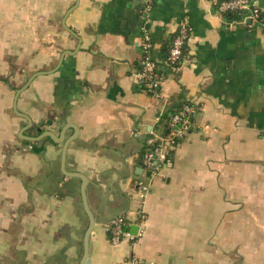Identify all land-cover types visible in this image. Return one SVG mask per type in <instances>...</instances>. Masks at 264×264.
<instances>
[{
  "label": "crops",
  "instance_id": "0c3cea01",
  "mask_svg": "<svg viewBox=\"0 0 264 264\" xmlns=\"http://www.w3.org/2000/svg\"><path fill=\"white\" fill-rule=\"evenodd\" d=\"M223 1L153 0L146 22L140 0H0V264L82 263L90 221L83 182L66 173L88 179L89 264H264V0H251L262 22L246 24L219 13ZM183 23L191 32L174 70ZM146 30L168 102L135 78ZM42 72L52 73L18 111L33 122L24 136L70 142L66 173L64 143L20 139L28 122L15 95ZM185 104L193 128L148 178V138ZM119 216L138 231L113 245Z\"/></svg>",
  "mask_w": 264,
  "mask_h": 264
},
{
  "label": "built area",
  "instance_id": "2783aa9c",
  "mask_svg": "<svg viewBox=\"0 0 264 264\" xmlns=\"http://www.w3.org/2000/svg\"><path fill=\"white\" fill-rule=\"evenodd\" d=\"M142 2L143 19L149 22L153 12V0H140ZM221 14H239L243 23L262 22V12L259 6L251 0H224L217 5ZM190 28L181 24L172 41L168 53V61L174 70H177L183 59L184 49L190 37ZM142 65L135 78L142 83L146 91L159 101L168 102V97L162 91L163 76L157 63L152 56L153 43L148 30L144 33L142 44ZM196 114V107L192 104H185L171 115V121L167 134L152 132L147 141V150L141 156L142 169L148 178L159 174L170 162V155L177 146L192 130L193 116ZM150 191L149 183H141L138 187V196L144 203ZM141 222L145 220L143 210L139 212ZM109 237L113 245H119L125 240L134 239L131 233V224L127 217L119 216L113 219L108 226Z\"/></svg>",
  "mask_w": 264,
  "mask_h": 264
},
{
  "label": "water",
  "instance_id": "95a60500",
  "mask_svg": "<svg viewBox=\"0 0 264 264\" xmlns=\"http://www.w3.org/2000/svg\"><path fill=\"white\" fill-rule=\"evenodd\" d=\"M71 34H73L75 36V33L71 32ZM69 54H72V53L69 52ZM63 58H64V56L61 58L60 64L63 62ZM49 73H52V72H42V73L35 74L34 76H32L28 80V82L25 84V86H23L21 89L17 90L16 95H15V99H14V111H15L16 114H18V115L22 116L23 118H25L27 120V122H28V126L25 127L20 132V137L21 138L26 139V140H28L30 142H38V141H40V140H42L44 138H51L52 141L55 142V143H60V144L64 143V148H63V152H62V170L65 172L67 148H68V145H69L70 142L69 141L64 142V136L63 135H61L60 137H57L53 133H51L50 130H46V132H42L41 135L39 137H36V138L24 136V132L33 126V122H32V120H31V118L29 116L21 114L18 111L19 96L24 91H26L29 88V86L31 85V83L33 82V80L36 77H38L40 75H44V74H49ZM51 125L52 124H50V126ZM66 175L70 176V177H74V178H79L83 182L82 189H81L82 200H83V204H84V207H85L86 214H87V216L89 218V221H90V225H89V229H88V231L86 233L85 240H84V257H83V260H82L81 264H89V262H90V259H89V239L93 235V230H94V227H95V218H94V216H93V214H92V212H91V210L89 208L88 202H87L86 188H87V185H88V179L84 175H81V174H78V173H72V174L66 173ZM131 230H132V234H135V233H137L138 228L137 227H135V228L132 227Z\"/></svg>",
  "mask_w": 264,
  "mask_h": 264
},
{
  "label": "trees",
  "instance_id": "16d2710c",
  "mask_svg": "<svg viewBox=\"0 0 264 264\" xmlns=\"http://www.w3.org/2000/svg\"><path fill=\"white\" fill-rule=\"evenodd\" d=\"M185 50V52L184 53H186V48L184 49ZM184 56V55H183ZM140 69H141V67H140ZM161 72V71H160ZM179 109V108H178ZM177 109V110H178ZM176 111H171L170 113L168 112L167 114H165L164 115V121H163V125H162V134L164 135V134H167L168 133V129H169V125H170V121H171V115L173 114V113H175ZM50 140V139H49ZM51 141V140H50Z\"/></svg>",
  "mask_w": 264,
  "mask_h": 264
},
{
  "label": "rangeland",
  "instance_id": "374dc122",
  "mask_svg": "<svg viewBox=\"0 0 264 264\" xmlns=\"http://www.w3.org/2000/svg\"><path fill=\"white\" fill-rule=\"evenodd\" d=\"M20 139H23V138H20Z\"/></svg>",
  "mask_w": 264,
  "mask_h": 264
}]
</instances>
